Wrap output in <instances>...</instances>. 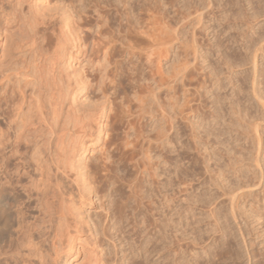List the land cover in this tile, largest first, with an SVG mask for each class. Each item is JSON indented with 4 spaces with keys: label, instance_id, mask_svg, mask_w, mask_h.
<instances>
[{
    "label": "bare ground",
    "instance_id": "1",
    "mask_svg": "<svg viewBox=\"0 0 264 264\" xmlns=\"http://www.w3.org/2000/svg\"><path fill=\"white\" fill-rule=\"evenodd\" d=\"M52 2L60 12L52 10L50 7ZM113 3H108L107 7L111 8L109 10H106L107 8H101L103 11L96 10L97 16H91L89 13V15L83 16L79 6L76 3V6L73 5L74 0H0V264H61L60 261L64 258L80 260L79 264H108L103 256L104 250L101 248L100 242L102 240L97 241L98 230L96 235L93 229L95 224L92 227V222L85 214V208L87 205L94 204L95 196L102 195L99 198H110L114 193L125 190V188L130 189L129 200L133 202V205L130 206L131 208L127 203L123 204L124 202L120 204L121 206L116 205V209H113L116 210V213L113 211L115 213L113 216L118 219L117 221H125L124 218L127 217L130 209L138 213L146 210L153 218L148 219L155 222H153L155 233L151 234L152 238H150V242L153 244L151 246L153 253L159 247L157 239L160 237L156 228H160L162 224L159 218L154 219L158 214L155 207L156 202L154 201V203L150 199V201L146 200L144 182L149 178L147 180L152 185L154 180L158 182L156 179L160 177H157V168L152 169L146 162V160L150 161L151 153L155 152L154 143L158 150L162 145L169 146L168 152L171 154L175 149L176 134L180 124L179 115H176L172 109L175 106L173 91L177 85V80H175L177 77L171 75L166 78L160 71L163 58L167 57L171 50L170 47L174 46V38H170L171 35H168L171 40L168 37L165 40L164 35L171 32L164 34L165 21L162 20L164 18L158 15L159 11H155V15H150L148 20L146 19L147 21L144 20L146 27L137 34L142 41L143 39L147 40L148 48L144 51L141 50L143 52H136V49L129 46V42L124 41L129 38L128 33H131L128 30L133 28L130 25L132 24L130 13L128 14L126 7L122 10L123 8L121 9ZM98 9L100 8L98 7ZM194 9L197 14L196 24H202L204 27L207 21L203 23L205 20L202 18L206 19V16L203 17L204 14L201 13L203 10ZM141 19L143 20V18ZM208 21L210 22V20ZM112 23H117L120 28L117 31L123 40L119 44V48L117 47L119 46L117 38L120 37L113 35L115 40L111 35ZM167 23L165 25L170 30ZM202 27L200 29H205ZM94 28L97 29L91 32ZM167 28L166 31H168ZM135 32L132 33L134 36L137 33ZM195 43L196 38L193 41L194 47H191L193 53L192 50L190 53L184 52L185 56L183 57L186 58L184 62L187 61L185 66L193 61L194 67L206 57L205 55V57L200 56ZM199 48L203 49V46ZM260 50L258 49V51ZM165 53L166 57H164ZM127 55V59L130 61H133L134 57L137 59L136 62H131L132 65L134 64V72L131 70L133 73L130 71L132 67H123L127 64L125 60ZM82 56L88 61L94 57V63L101 64L100 68L87 74L84 68L76 66ZM131 56L134 59L130 58ZM117 58L121 60H116ZM113 66L114 68H124L122 69L123 75L121 74L122 76L119 78L121 82H128L131 79L134 81L135 79L133 87L135 90L137 88L139 92L132 93L136 95L138 103V110L135 112L131 111L130 103L131 106L127 107L129 109L130 106V113H126V107L124 108L126 110H122L123 106H118L116 94L114 92L109 94L112 88H109L108 85L113 84L112 80H109L113 79L110 78L114 74V71L111 73L112 75L110 74ZM110 67L112 68L110 69ZM122 70L120 69V71ZM143 70L148 71L146 74H142ZM124 71L126 72L124 73ZM254 82L255 78L253 84ZM164 88L167 90H164L165 92L174 93L173 97L169 96L171 111L160 100L161 91ZM86 92H90L89 99H93V101L90 99L92 102L87 104L85 101L81 102V97ZM133 100L135 101V99ZM116 103L118 104L116 105ZM214 104L215 102H213V106H215ZM117 107L124 111L122 112L124 117L118 114L120 111ZM186 107L188 108V106ZM125 113L129 114L127 122L130 125L123 119L126 118ZM216 113L214 112V114ZM118 115L120 123L109 122V117L111 120L113 117L117 118ZM148 115H150L149 118ZM130 117L133 119L131 120ZM183 118L185 119L184 116ZM123 120L125 121L124 125H127L125 127L129 126L133 130V136L130 139L131 133L127 132L129 128L126 131L127 135L125 134V142L122 138L123 141L120 142L123 143L116 144L119 142L118 136L121 138V134H123L120 133L121 131L117 132ZM151 124H158L159 127L156 129L157 131L156 127L152 129L156 131L153 143L143 132L145 127L151 126ZM123 127L121 130H126ZM104 133H106V141L103 148L99 150L100 154L94 161L85 164V155L91 150L92 154L95 153L94 151L102 142ZM146 138L149 146L144 148L147 145ZM164 146L162 151L165 149ZM116 157L117 159H115ZM133 160L135 163L137 161V164L131 166L130 161ZM171 162L169 161V163ZM128 167L132 171L128 170ZM121 169L134 172L132 173L133 179L130 180L131 175L129 176L128 172L124 173L128 174L129 180L125 176L121 178L118 173ZM170 180L174 181L175 179L171 178ZM111 185L114 186L112 190ZM168 198L167 203H170L172 208L175 202L174 195L171 194ZM116 200L114 201L116 202ZM110 212L112 213V209ZM114 217L113 219H115ZM116 224L118 222H115ZM107 225L106 223L104 231V227H102L103 233H100V236H102L101 234L103 237L106 235ZM171 225L168 226L173 227ZM163 227L162 229L166 226ZM141 230H135V235H140ZM140 250L141 253L147 251L144 248Z\"/></svg>",
    "mask_w": 264,
    "mask_h": 264
},
{
    "label": "rangeland",
    "instance_id": "2",
    "mask_svg": "<svg viewBox=\"0 0 264 264\" xmlns=\"http://www.w3.org/2000/svg\"><path fill=\"white\" fill-rule=\"evenodd\" d=\"M209 1L74 0L73 5L76 3L79 6L78 8L82 11L83 16L88 13L91 16H97V11H103L101 8H107L106 10L111 9L107 6L113 2L119 8H123L122 10L126 7L128 14H131V16L129 14V17L132 20H129L132 24H129L133 28L129 25L131 28L128 32L131 33H128L129 38L124 33L128 38L125 37L127 40L124 39V41L126 43L129 42V46L134 50L136 49L138 53L148 48V42L144 39L142 41L137 34L146 27L144 20H148L150 15H155V11L160 12H158V15L164 18L161 19L165 21H163L165 24L166 22L169 23H167V26L169 25L170 30L162 22L165 27L164 34L169 31L171 32L169 34L167 33V36L164 35L165 40L166 37L169 38L168 35H171L170 38H174V46L170 47L171 50H169L167 57L165 53L164 57L166 58H163L160 71H162V75L166 78L171 75L175 78L177 77L175 79L177 80V85L173 91L175 93V100H172L175 102L176 107L174 106L175 108H172L170 106V97L174 93L165 92V88L162 89L163 93L161 91L160 100L163 104L167 105L168 110L172 108L173 112L179 115L178 120L180 119V124L177 129L175 149L171 154L168 152L169 146L165 147L162 145L159 148L160 150H158L156 149V143H154L155 152L153 151L151 153L150 161L146 160V162L150 164L152 169L155 170L157 168V177H160L158 179L155 176L158 182L154 180L152 185L148 182L149 178L144 182L146 186V200L148 201L150 199L156 202V206H153L157 208L158 216L156 215L154 219L159 218L162 226H166L165 228L163 227L166 230L162 229L160 223V225L158 224L161 226L160 228L158 227L159 229L156 228L160 237L158 239L156 238L158 240L157 246L159 247L153 253V247H151L153 244L150 242V238H152L151 234L155 233V225L153 226L154 220H151L153 218H151L150 213H147L146 210L138 213L130 209L127 217H125L127 219L124 218L125 221H117L118 219L113 216L116 213V210H113L116 209V205L119 206L124 202L123 204L127 203L129 208L132 207L133 202L129 200V188L128 190L125 188V190L117 191L118 193H114L113 197L110 198H99L102 195L95 196L93 199L94 204L92 206L87 205L85 214L88 220L92 222V227L95 226L93 228L95 234L97 230L100 231H97V233H103L104 226L106 223L108 224L106 235L103 237V234H101L102 236L98 234L97 236V241L102 240L100 241L102 244L101 248L104 250L103 256L108 264H264V0ZM124 4L126 5L121 7ZM50 7L54 12H60V10L56 9L54 2L51 3ZM193 7L203 10L201 13L204 14L203 17L206 16V19L205 17L202 19L205 20L203 23L207 21L204 26L207 30L200 29L202 24H200L201 26L196 24L195 18L197 14L194 11L196 9ZM113 23L111 26L113 30L110 29L112 31L111 35L119 36L118 31L120 28H118L117 23H115L116 25ZM166 28L168 31H166ZM96 29H92L91 32H94ZM134 32L136 36L132 34ZM177 33L180 37L177 36ZM170 38L169 40H171ZM195 38L197 43H195V46H197L200 56L205 55L206 57L204 56V59L200 58V64L194 67L193 65L195 63L193 64V61L188 66H185L187 61L184 62L186 58L183 56H185L186 51L190 53L192 50L193 53L192 48L194 47L193 41ZM120 39L121 37L117 38L118 45L123 40ZM200 46H203V49L199 48ZM117 47L119 48L120 45ZM258 49L262 50L258 51ZM255 52L256 54H254ZM128 55L125 57L127 64L123 65V67H132L130 71H133L134 64L132 65V63L134 61L136 62L137 59L131 56L130 58L134 60L130 61L127 59ZM83 59H85L83 56L80 57L79 60L81 63L78 62L79 64H76V66L78 68H84L85 70H83L87 74L100 68L101 64L94 63V57L90 58L89 61ZM116 60L121 59L117 58ZM189 60L191 61V57ZM101 63L103 64V62ZM123 67H110V69L112 68L110 74L113 71L114 74L113 77L110 76L113 79H109L113 82L112 84L109 81L112 84L108 85L109 88H112L109 94H112V92L116 94V102L121 104L116 103V105L118 104L119 107L123 106L122 110H126L131 103V111L135 112V110H138V103L135 98L136 95L132 93L139 92L136 87V90L133 87L135 85V79L134 81L131 79L134 84L131 83V80L124 83L120 81L121 79L119 78L123 75ZM147 71L143 70L142 74H146ZM254 78L255 82L253 84ZM89 94L90 92H86L81 97V102L85 101L86 104L92 102L93 99L90 98L92 99L90 101ZM133 99H135L136 103ZM187 102L189 103L187 104ZM213 102H215V106H213ZM130 106L127 109L129 112L126 111V113H130ZM119 107H117L120 111L118 114L124 117V113L122 114L124 111ZM125 107L126 109H124ZM180 112L189 115L185 116L184 113L181 115ZM214 112H218L216 113L217 115ZM119 115L117 118H111V120L109 117V122L111 121L113 124L119 122ZM127 116L129 114L125 115L127 119L123 118L126 122L129 121V117ZM147 117L149 118L150 115ZM187 117L189 118L187 119ZM114 119L115 121H112ZM130 119L132 120L133 117H130ZM124 120L122 121L120 129L117 131H121L120 133H123L121 134L122 136L116 132L117 135L121 136V138L118 136L119 142L116 144L125 142L124 139H126L127 132L129 131L131 133L130 139L133 136V130L129 126L127 128L125 127L127 125H124ZM128 125L130 124L128 123ZM149 126H146L143 132L148 135L149 140L152 142L156 138L154 132L159 127L158 124H151ZM122 127L123 129L126 128V130H121ZM154 128L156 131L152 130ZM127 129L129 130L127 131ZM102 137V142L94 151L95 153L92 154L91 150L85 155V164L94 161L98 154H100L99 150L103 148L106 141V133ZM147 138L145 139L147 145L144 148L149 146ZM163 146L165 149L162 151ZM133 161H130L131 166L137 164V161L136 163ZM169 161H172L171 163L173 164L169 163ZM128 168V170H131L130 167ZM124 172L130 173V180L133 179L134 175L132 173L134 172L122 171V169L118 172L121 178H124V176L126 178L129 177ZM171 178L175 180L171 181ZM127 180L129 179L127 178ZM113 187V185L110 186L111 190ZM110 188L109 191L111 192ZM171 194L175 198L172 208L170 207V203H167L168 197ZM115 199H117L116 202L114 201ZM109 207L112 209V213ZM153 213L155 214V211ZM160 216L162 217L160 218ZM115 222H118V224L115 225ZM135 225L136 229L134 228ZM168 225L173 226L175 229ZM102 227H104L103 231H101ZM138 229H142L140 231L141 233L139 232L140 235H135V230ZM141 234H143V237ZM143 248L149 252H144L146 254L141 253L140 249ZM66 259H62L63 261L61 260L60 263H80L79 259V261L77 259L74 260V258Z\"/></svg>",
    "mask_w": 264,
    "mask_h": 264
}]
</instances>
